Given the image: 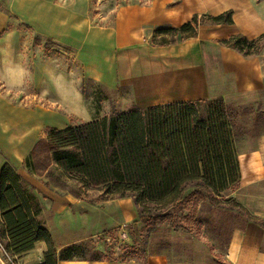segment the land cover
Listing matches in <instances>:
<instances>
[{
  "label": "crops",
  "instance_id": "obj_1",
  "mask_svg": "<svg viewBox=\"0 0 264 264\" xmlns=\"http://www.w3.org/2000/svg\"><path fill=\"white\" fill-rule=\"evenodd\" d=\"M9 2L7 12L14 17L18 13L31 15L32 26L39 35L56 39L50 33H44V22L55 21L57 26H69L78 39L75 44L66 45L65 48L77 53L74 54L75 59L91 80L108 89H128L130 101L127 109L132 106L144 108L208 100L213 95L211 82L214 85L222 84L223 89L217 94L221 98L232 93L255 94L264 91V47L259 55L247 58L218 44L220 40L235 34H242L249 39L264 34V11L255 0H133L119 8L111 26L101 27L91 25L86 16L55 5L50 0ZM227 10L233 12L231 26L202 25L198 28L196 37L166 46L153 45L149 41V35L156 29L177 28L194 15L217 16ZM8 13L2 10L0 0V35L7 24ZM107 42L112 48L111 64L106 56L102 58L103 62L96 61L97 53L102 51V45ZM77 96L76 99L81 103L80 93ZM0 105L4 107L0 106L3 115L0 118V152L9 163L19 168L39 139L41 128L28 111L7 102L3 104L1 99ZM71 114L73 113L66 115L59 130L80 123L76 120L73 122L72 119L77 118H70ZM254 114L251 113L252 116ZM19 116L27 118V123L17 125ZM82 121H90V116L87 114ZM235 144L240 181L230 197L251 216L264 221V134L252 138L240 134L236 137ZM19 176L33 189L41 207L40 220L47 228L57 252L68 244L82 241L79 238L65 242L61 239L76 232L68 222L73 220L74 215L67 205L72 201L79 202L78 199L60 196L59 188L51 183L44 188L34 187L33 180L20 174ZM130 202L128 199L119 201V204H125L129 208L122 215L125 223L134 214L130 210ZM62 216L64 220L60 218ZM96 233H88L86 237H92ZM202 235L204 241L212 247V253L220 255L226 264H264V228L253 222H248L243 229H236L212 218L202 228ZM46 252L47 245L38 242L31 251L13 259L12 264H43ZM5 258L0 256V264H5ZM57 264L141 263L134 260H74L58 261ZM145 264L217 263L207 255L195 261H170L166 254H149Z\"/></svg>",
  "mask_w": 264,
  "mask_h": 264
},
{
  "label": "trees",
  "instance_id": "obj_2",
  "mask_svg": "<svg viewBox=\"0 0 264 264\" xmlns=\"http://www.w3.org/2000/svg\"><path fill=\"white\" fill-rule=\"evenodd\" d=\"M206 23L231 26L233 12L194 15L177 28L156 29L153 38L164 34L177 40L193 38ZM176 39L161 37L158 42L153 39V44L164 46ZM218 43L245 57L257 56L264 46V34L252 39L235 34ZM81 93L84 95V90ZM240 114L222 98L132 106L105 116H99L97 110L90 121L65 130H48L23 164L34 175L54 164L86 188H102L113 197L131 198L138 206H153L155 210L146 218L145 228H151L148 232L160 224H167L170 232H190L188 226L203 228L212 218L236 229H243L248 222L264 228L263 220L251 216L230 197L240 181L235 141L246 133L237 121ZM245 124H250L252 136L264 134L262 112ZM32 190L13 166L0 163V244L8 256L15 259L44 242L43 264L115 261L101 253L87 258L90 247L86 240L57 252L40 220L41 207ZM147 251L144 242L139 263L145 264ZM167 258L174 261L169 255ZM214 258L218 264L219 256L214 254Z\"/></svg>",
  "mask_w": 264,
  "mask_h": 264
},
{
  "label": "rangeland",
  "instance_id": "obj_3",
  "mask_svg": "<svg viewBox=\"0 0 264 264\" xmlns=\"http://www.w3.org/2000/svg\"><path fill=\"white\" fill-rule=\"evenodd\" d=\"M9 1L11 0H1L2 10L6 13H8ZM50 1L86 16L91 25L101 27L111 26L119 8L133 0ZM255 2L264 11V0H255ZM15 16L17 18L8 13L7 24L0 35V99L3 104L7 102L32 114L33 120L41 128L39 139L44 138L48 130L62 128V121L70 112L73 113L70 118H77L72 119L73 122H83L82 119H86L87 114L91 120L97 110H99V116H105L114 111L127 109L130 101L128 89H108L101 83L93 84L87 81L90 78L75 59L74 54L77 53L65 48L66 45L75 44L78 39L69 26H57L55 21L42 24L44 33L53 35L56 38L55 41L50 36L39 35L34 31L33 19L28 13H18ZM202 25L215 27L207 23ZM154 32L155 30L149 35V41L152 44L153 39L154 42H158L161 41V37L167 41L176 39L168 34L153 38ZM178 41L181 40L176 39L173 43ZM101 50L97 53L96 61H102L105 56L110 61L112 48L109 43L102 45ZM211 87H213L211 99L221 98L217 97V94L222 91V84L214 85L211 82ZM81 90H84V95ZM78 93L81 95V103L78 102V98L76 99ZM222 99L241 113L237 121L243 127L242 130L246 132L242 136L254 137L249 134L250 124H245V122L259 112L264 114V91H258L255 94L232 93ZM0 106L4 108L3 105ZM251 113L255 114L252 116ZM0 114V118H3L1 112ZM24 123H27V118L17 117V125ZM5 162L9 163L0 152V163ZM15 170L17 174L33 180L34 187L44 188L51 183L59 188L60 193L63 194L60 196H66L67 199H78L79 202L72 201L67 205L74 215L73 220H68V222L71 223L72 230L76 232L61 239L64 242L75 238L86 240L85 242H88L90 247V251L85 253L87 258L101 253L112 260L138 262L141 261L143 255L141 253L142 244L146 242L148 243L147 255L166 254L174 261L197 260L203 255H207L212 260L215 259L212 247L203 239L202 228L196 225L188 226L190 232H170L167 230V224H160L156 229L148 232L151 228H145L148 222L146 218L149 212L155 210L153 206H138L131 198L113 197V194L105 192L102 188H86L76 177L63 174L53 164H49L46 171L41 170L36 173L37 177L33 176L24 164ZM127 199L131 201L132 209L130 210L134 214L132 219L125 223L122 215H125L124 211L129 208L125 204H119V201ZM60 218L64 220L63 216ZM68 228L66 225L67 231H69ZM93 232H97L96 235L86 237L88 233ZM122 232H125L126 239L121 237ZM0 256L6 257L5 264L14 263L13 258L5 253L1 244ZM218 256L219 259H216L218 264H226L221 256Z\"/></svg>",
  "mask_w": 264,
  "mask_h": 264
},
{
  "label": "built area",
  "instance_id": "obj_4",
  "mask_svg": "<svg viewBox=\"0 0 264 264\" xmlns=\"http://www.w3.org/2000/svg\"><path fill=\"white\" fill-rule=\"evenodd\" d=\"M121 234H122L121 237H122L123 239H126L127 236H126L125 232H122Z\"/></svg>",
  "mask_w": 264,
  "mask_h": 264
}]
</instances>
